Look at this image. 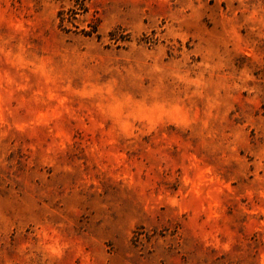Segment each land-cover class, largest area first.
<instances>
[{"label":"rangeland","instance_id":"1","mask_svg":"<svg viewBox=\"0 0 264 264\" xmlns=\"http://www.w3.org/2000/svg\"><path fill=\"white\" fill-rule=\"evenodd\" d=\"M0 264H264V0H0Z\"/></svg>","mask_w":264,"mask_h":264}]
</instances>
